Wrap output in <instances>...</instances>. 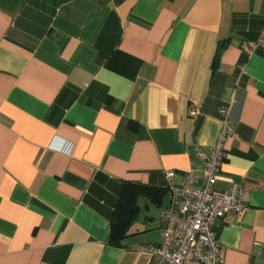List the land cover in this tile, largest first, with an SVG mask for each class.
Listing matches in <instances>:
<instances>
[{"label":"crops","instance_id":"crops-1","mask_svg":"<svg viewBox=\"0 0 264 264\" xmlns=\"http://www.w3.org/2000/svg\"><path fill=\"white\" fill-rule=\"evenodd\" d=\"M228 105L215 191L246 207L213 231L224 264H264V0H0V264H157L138 248L171 184L203 186ZM128 183L156 196L114 246Z\"/></svg>","mask_w":264,"mask_h":264},{"label":"built area","instance_id":"built-area-1","mask_svg":"<svg viewBox=\"0 0 264 264\" xmlns=\"http://www.w3.org/2000/svg\"><path fill=\"white\" fill-rule=\"evenodd\" d=\"M222 130L216 143L206 152L196 148V156L203 164V186L195 187L196 169L186 175L180 185H170L171 201L163 213V228L158 244L138 248L157 260V264H224L222 250L213 228L226 214L241 215L245 210V194L239 184L227 193L215 191L226 143L236 135L230 105L220 108ZM199 118L200 108L192 107L188 113ZM172 180L174 172H167Z\"/></svg>","mask_w":264,"mask_h":264},{"label":"trees","instance_id":"trees-1","mask_svg":"<svg viewBox=\"0 0 264 264\" xmlns=\"http://www.w3.org/2000/svg\"><path fill=\"white\" fill-rule=\"evenodd\" d=\"M140 196L152 198L156 190L137 184H124L110 221V243L120 246L127 237L130 226L139 213L137 199Z\"/></svg>","mask_w":264,"mask_h":264}]
</instances>
